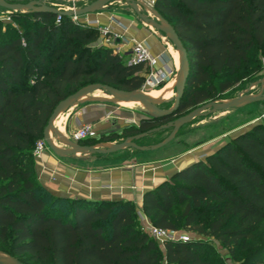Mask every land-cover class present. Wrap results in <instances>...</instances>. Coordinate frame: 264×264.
I'll return each instance as SVG.
<instances>
[{"label":"trees","instance_id":"obj_1","mask_svg":"<svg viewBox=\"0 0 264 264\" xmlns=\"http://www.w3.org/2000/svg\"><path fill=\"white\" fill-rule=\"evenodd\" d=\"M155 7L190 58L180 112L219 98L241 73L259 69L264 0H158ZM12 18L29 28L0 20V248L28 264H226L211 257L204 239L161 246L144 231L132 200L57 196L38 181L34 149L56 105L93 82L141 90L148 69L94 46L98 27L79 18L35 12ZM142 211L156 227L214 238L239 264H264V125L148 190Z\"/></svg>","mask_w":264,"mask_h":264},{"label":"crops","instance_id":"obj_2","mask_svg":"<svg viewBox=\"0 0 264 264\" xmlns=\"http://www.w3.org/2000/svg\"><path fill=\"white\" fill-rule=\"evenodd\" d=\"M43 1L58 5L57 7L64 6V9L70 7V4L62 5L65 0ZM116 4L106 7L99 13L86 15L87 18L82 22L96 26L107 25L114 32L121 34L122 37L116 39L115 43L124 54L130 50L132 40L145 42L153 54L161 57L157 69L162 73H167L168 69L175 67V61L167 46L169 44L163 36L146 26L144 22H140L134 13L130 12L132 11L130 8L120 9ZM62 7L60 8L63 9ZM99 40L104 45L103 40L100 38ZM109 47L113 48V45ZM172 78L171 76L167 81ZM143 117L145 116L133 112H124L121 107L109 102L92 101L88 104L81 102L71 105L55 122V126L60 120L63 132L67 136L81 124L92 123L96 125L101 137L121 134L125 126H138ZM51 137L57 144L53 134ZM175 149L169 142L154 152L155 158L151 159V150H140L139 154L129 156L114 153L93 157L87 156L88 154L59 156L48 148L40 157H35L34 168L38 181L54 195L94 201L132 200L145 217L144 221H149L142 211L145 191L166 180V176L197 160L193 157L195 149L181 151L171 157H157ZM133 159L134 161H130ZM166 161L169 162L167 166H160Z\"/></svg>","mask_w":264,"mask_h":264},{"label":"rangeland","instance_id":"obj_3","mask_svg":"<svg viewBox=\"0 0 264 264\" xmlns=\"http://www.w3.org/2000/svg\"><path fill=\"white\" fill-rule=\"evenodd\" d=\"M8 1L26 3V2H29L31 0H8ZM92 1L93 0H84V1H70V0L68 1V0H65L62 5L68 6L70 4V7L68 9H72V8L83 7V6L91 3ZM46 3H48V2H46ZM115 3H117L116 4L117 6H120V7H118L120 9L130 8L132 10V8L129 6V4H127L124 1H119V2H115ZM115 3H111V4L107 5L106 7H108L112 4H115ZM48 4L53 5V6L55 5V4H50V3H48ZM75 5H76V7H75ZM60 7H62V6H59V8ZM106 7L98 10L95 13L101 12ZM16 12L17 11H10L8 9L0 7V20H2L4 22H6V21L7 22H13V24L15 26L17 25V27H19L20 29L21 28H29V24H24L22 22H18L12 18V14H14ZM130 12H133L134 15L137 17V19L140 22H143L135 14V12L133 10ZM143 12L146 14L150 13L149 16L156 19V15L155 14L152 15V13L150 11H148L149 13H147L146 11H143ZM95 13H92V14H95ZM160 14L165 19H167L169 21V19L167 17H165L162 13H160ZM85 18H87V16H82V17H79V20L82 22V20H84ZM144 24L146 26L150 27L152 30H155L156 32H158V34L160 36L161 35L165 36L162 32L155 29L154 27L149 26L146 23H144ZM92 26H96V25H92ZM168 41L169 42H167V43L170 45L172 44L171 46L176 51V48H175L174 44L171 42V40L169 39ZM99 45H102L100 40H98L97 43L94 44V46H99ZM167 46L169 47V45H167ZM172 47L171 48L169 47L171 49L170 51H173ZM173 55H174V53H173ZM255 57H257L260 60L259 69L255 72L251 73L248 76H243L241 73L239 82L236 83L233 87H231L227 91H225L224 93H222L221 95H219V98H217L213 101H225V100H229V99H232L234 97H237L239 95H256L259 93L264 94V53L257 52V53H255ZM173 60L175 61L174 58H173ZM176 74H178V66L175 63V67H173L170 70L168 69V71H167L168 79L171 76L174 77ZM93 83H98V82H93ZM93 83H90V84H93ZM164 83L165 82H163L159 86H155V87H148V86L144 87L143 86V88L139 91L143 95H147L150 98H152L155 94L151 91L161 88ZM110 96H111V94L109 92H107L106 89H100V90H97V91L92 92L89 95H87L88 99L92 98V99H98V100H109L108 98ZM83 100H86V98H84ZM91 102L92 101H86V104L91 103ZM78 103L81 104V102H78ZM109 103L115 105L116 107H121V109L124 112H133L135 114H140L143 116H150L149 114H152L151 111L148 110L145 106L135 105V104L130 103V104H128V106H130V107H127V106L120 105L116 102H109ZM172 104H173V102H170V103H166V104H159L158 106H159V108L167 109V108H170L172 106ZM132 110H134V111H132ZM189 110L190 109L186 110L185 113L188 112ZM178 117H180V116H174L173 119H177ZM256 125H264V101H258V102L250 103L247 105H242V106L237 107V108H230L227 110H212L210 108H207L204 110L203 115L198 116V117L194 118L193 120H191L190 122L183 125L180 128L179 132L175 134L176 136L170 141L175 146V148H176L175 150H173L171 152L169 151L170 153L167 152L165 154H161L157 157H160V156H166V157L170 156L171 157V156H174V155L180 153L181 151L195 149L193 151L194 152L193 157L198 159V160L201 159L202 161L205 162L207 159V156L216 152L222 145H224V143L226 141L233 139L237 134H239L240 132H243L244 130L247 131V130L252 129ZM126 128H128V127L125 126L124 130ZM122 133H124L123 130H122L121 134L116 133L114 135L110 134L109 136L98 137L96 140H94L93 145H95L97 147H108V146H114L116 144H119V143L123 142L128 137V136H125L126 133L125 134H122ZM171 133H172V129H170V128L166 129V130H161V131L153 134L150 139L145 140L144 141L145 144H143L141 146L157 145V144L163 142L164 140H166L167 138H169L171 136ZM53 137H54L55 141H57V144L64 147L62 142L59 140L57 134L53 135ZM67 137L71 139L70 134L67 135ZM197 147H199V148L196 149ZM159 150H160V148L151 149V159L155 158L154 152L159 151ZM140 152L141 151L137 148L128 147L124 150L117 152V154L119 153V154H124V156H129V155H133V154H139ZM78 155L79 156H83V155L86 156L87 154L78 153ZM87 156L98 157L101 155L88 154ZM130 161H134V159L130 160ZM168 164H169V162L166 161V162H164V164H161L160 166L165 167ZM171 164H174V163H171ZM172 175L173 174L166 176V179H170ZM135 206H136V209L138 211V215H139L138 218H139V220L143 226V222L146 219L143 216V214L141 213V211H139V208H138L136 203H135ZM187 233L193 239L194 238L199 239V240L204 239L207 243H209L211 245V250H210L211 257L221 258L226 264H239V262H236L232 259L228 250L225 247H223L219 243V241L215 240L214 238L203 237V236H200L196 233H191V232H187ZM205 248H206V246H203L202 250H204ZM1 250H3V249H1ZM3 251H5V250H3ZM5 252H7V251H5Z\"/></svg>","mask_w":264,"mask_h":264},{"label":"water","instance_id":"obj_4","mask_svg":"<svg viewBox=\"0 0 264 264\" xmlns=\"http://www.w3.org/2000/svg\"><path fill=\"white\" fill-rule=\"evenodd\" d=\"M119 1H124L127 4H129V6L132 8L135 14L144 23L162 32L174 44L180 56V68L178 70V83L175 88V97L173 100V104L170 108L162 109V108H159L158 106L159 102L153 101L151 98L143 95L139 90L127 91V90H123L115 86L104 84L101 82L85 85L79 88L74 93L68 95L66 98L61 100L56 105L44 129L43 139L47 143L48 147L51 150H53V152H55L57 155L76 156L78 153L109 155V154L117 153L128 147H134L139 150L157 149L169 143L175 137L176 132L179 130L181 126L190 122L194 118L203 115L204 110L207 108H210L212 110H227L230 108H237L242 105H247V104L258 102V101H264V94L262 93H259L256 95H239L237 97H234L232 99L225 100V101H208L206 103H203L197 106L193 110L189 111L187 114L178 117L174 121H170L160 126L151 128L137 135L128 136L123 142L116 144L114 146L97 147L92 144L83 143V141L75 142L71 140L70 138H68L67 136L62 135V133L55 127V120L57 119V117L59 116L61 112L67 110L71 105L76 104L78 102H86V101L113 102L110 100H98V99H92V98L88 99L87 95H89L91 92L98 90V89H106L110 93L118 95V97H121V98H127V99L140 101L146 106L148 110L151 111L153 117H166L176 112L179 109L181 100L185 94L187 82H188L190 71H191V63H190L188 50L184 42L182 41L181 37L175 30L174 26L159 13L156 7L146 5L149 11H152L155 13L156 15V19H155L149 16V14H146L143 12L146 10L144 8H140L138 0H93L91 3L83 7L72 8V9H61L57 6L49 5L43 0H31L26 3L10 2L8 0H0V7H3L10 11L50 13V14H54L60 17L66 16V17H73V18H79L82 16L95 13L98 10L106 7L107 5L111 3L119 2ZM146 12L149 13L148 11ZM84 98H86V100H83ZM169 128L173 129L171 136L157 145L139 146L135 142V140L143 138L147 135H150L152 133H155L161 130H166ZM241 133L242 132H240L239 134ZM51 134L53 135L57 134L59 140L62 142L64 147H59L57 144H55L53 138L51 137ZM239 134H237L235 137H237ZM200 160L197 159L195 162H198ZM195 162H191L187 164L186 166L182 167L176 172L184 169L185 167ZM148 190H146L145 193ZM0 264H28V263L21 260L17 256L12 255L0 249Z\"/></svg>","mask_w":264,"mask_h":264},{"label":"built area","instance_id":"obj_5","mask_svg":"<svg viewBox=\"0 0 264 264\" xmlns=\"http://www.w3.org/2000/svg\"><path fill=\"white\" fill-rule=\"evenodd\" d=\"M70 1H84V0H70ZM157 1L158 0H138L140 8H144L146 11H149L146 5L155 7ZM97 27L99 29L100 39L103 40L104 45L107 46L113 45V49L116 52L124 54V52H121L120 47L115 43L116 39H120L122 35L114 32L107 25H99ZM126 56H127V63L129 65L143 64L144 67L148 69L144 87L159 86L163 82L167 81L168 79L167 73H162L157 69V65L161 60V57L153 54L150 47L145 42L139 40H132L130 50L128 51V53H126ZM98 137H99V132L97 130V127L95 124L92 123L81 124L71 133V139L75 142H82L84 140H89V139H97ZM48 148L49 147L47 143L44 141V139H42L37 142L34 149V155L36 157H40L42 152ZM143 229L151 237L156 239L161 246L164 245V242L166 240L188 242L192 238L185 231H174V230L159 228L154 226L148 220L143 222ZM163 264H168V263L165 261Z\"/></svg>","mask_w":264,"mask_h":264},{"label":"bare ground","instance_id":"obj_6","mask_svg":"<svg viewBox=\"0 0 264 264\" xmlns=\"http://www.w3.org/2000/svg\"><path fill=\"white\" fill-rule=\"evenodd\" d=\"M152 13V15H154L155 13L150 11ZM150 14V13H149ZM163 39L166 40V42H169V38L167 36H163ZM172 45V44H171ZM169 44V47L171 48V46ZM169 48V49H170ZM171 50V49H170ZM172 50L171 53H172V56L173 58L175 59V63L176 65L178 66V70L180 68V56L177 52V50L175 51L172 47ZM174 53V55H173ZM177 83H178V74H176L171 80H168L166 81L161 88L157 89V90H153L151 92H153L155 95L151 98L153 101H157L159 102V104H166V103H170V102H173L174 100V97H175V88L177 86ZM100 90V89H98ZM97 91V90H95ZM93 91V92H95ZM107 91V90H106ZM109 92V91H107ZM92 93V92H91ZM110 93V92H109ZM111 96L108 98L109 100L113 101V102H116L118 104H121V105H128V104H135V105H141V106H145L143 103H141L140 101H137V100H132V99H127V98H121V97H118V95H115L113 93H110ZM147 96V95H145ZM149 97V96H147ZM150 98V97H149ZM71 107V106H70ZM69 107V108H70ZM73 107V106H72ZM146 107V106H145ZM69 108L63 112H61L59 114V116L57 117V119L55 120V122L60 118V116L62 114H64L65 112H67L69 110ZM61 133L62 135L65 136V133L63 132V127H62V124L60 122V120L57 122V125L55 126ZM61 137V136H60Z\"/></svg>","mask_w":264,"mask_h":264},{"label":"flooded vegetation","instance_id":"obj_7","mask_svg":"<svg viewBox=\"0 0 264 264\" xmlns=\"http://www.w3.org/2000/svg\"><path fill=\"white\" fill-rule=\"evenodd\" d=\"M187 113H188V112H187ZM187 113H184V111H183V112H180L179 110H177V111L174 112L173 114H171V115H169V116H166V121H165V123H168V122H170V121H174V120H175V119H173L174 116H182V115H185V114H187ZM149 115H150V116H145V117H143V118L140 120V123H139L138 126L131 125V126H129L128 128H126V129L123 131L124 133H122V134H125V133H126L125 136H133V135L140 134V133H139L140 131L135 130V129H141V128H142V124H147L148 122H151V124H153V123L155 122V119H157V118H161V117H153L152 114H149ZM152 122H153V123H152ZM162 124H164V123H162ZM162 124H161V125H162ZM181 127H182V126H181ZM181 127H180V128H181ZM180 128H179V130H180ZM170 129H172V128H170ZM172 130H173V129H172ZM179 130H178L176 133H178ZM158 132H159V131H158ZM155 133H157V132H155ZM155 133H152V134L147 135V136H145V137H143V138H140V139H138V140H135L136 144L139 145V146L145 144L144 141L147 140V139H149V137L152 136V135L155 134ZM175 136H176V135H175Z\"/></svg>","mask_w":264,"mask_h":264}]
</instances>
